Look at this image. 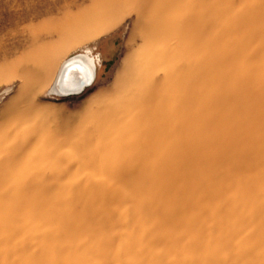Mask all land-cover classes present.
Masks as SVG:
<instances>
[{
	"label": "rangeland",
	"instance_id": "obj_1",
	"mask_svg": "<svg viewBox=\"0 0 264 264\" xmlns=\"http://www.w3.org/2000/svg\"><path fill=\"white\" fill-rule=\"evenodd\" d=\"M0 264H264V0H0Z\"/></svg>",
	"mask_w": 264,
	"mask_h": 264
},
{
	"label": "bare ground",
	"instance_id": "obj_2",
	"mask_svg": "<svg viewBox=\"0 0 264 264\" xmlns=\"http://www.w3.org/2000/svg\"><path fill=\"white\" fill-rule=\"evenodd\" d=\"M82 48L61 61L50 88L51 94L65 97L64 94L79 90L82 83H90L91 87L96 82L100 64L88 47ZM72 77L74 79H70Z\"/></svg>",
	"mask_w": 264,
	"mask_h": 264
},
{
	"label": "water",
	"instance_id": "obj_3",
	"mask_svg": "<svg viewBox=\"0 0 264 264\" xmlns=\"http://www.w3.org/2000/svg\"><path fill=\"white\" fill-rule=\"evenodd\" d=\"M66 77H68V74L66 75ZM66 79H68V78H66ZM70 79H74V77H72ZM89 86H90V83L89 84L88 83H82L81 88L79 90L74 91V92H70V93H67V94H64V95H65V97L74 96V95H80L83 92H85L88 88H90Z\"/></svg>",
	"mask_w": 264,
	"mask_h": 264
}]
</instances>
